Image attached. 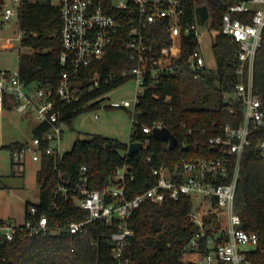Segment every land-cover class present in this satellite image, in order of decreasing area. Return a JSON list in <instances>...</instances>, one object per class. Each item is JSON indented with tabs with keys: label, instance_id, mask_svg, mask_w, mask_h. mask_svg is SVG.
Returning <instances> with one entry per match:
<instances>
[{
	"label": "built area",
	"instance_id": "obj_1",
	"mask_svg": "<svg viewBox=\"0 0 264 264\" xmlns=\"http://www.w3.org/2000/svg\"><path fill=\"white\" fill-rule=\"evenodd\" d=\"M26 1L29 0H3L4 20L19 15ZM49 2L58 8L61 19L59 61L64 69L55 89L26 85L18 69L0 70V110L10 109L20 116L31 117L36 122L34 129H39V133L33 129L29 141L8 148L14 163L40 162L44 156H54V168L57 167V160L63 154L62 105L79 100L99 85V72L94 70L87 75L85 70L100 60L116 39L128 50L133 63L122 71V76L133 78L136 84L131 112L144 91L153 88L161 77L187 72L200 79L212 70L201 47L200 24L195 13L192 22H183V0ZM158 21H165L171 41L166 56L155 55L157 42L148 33L149 26ZM182 33H191L197 40L184 63L179 61ZM221 33L239 48L232 95L242 104V121L238 126L226 123L216 128L208 139L213 156L152 167L154 183L132 197L128 183L134 180L135 173L126 164L99 188H91L87 167L83 165L74 184L58 182L54 190L55 195L70 199L76 208L85 212L82 220L50 224L48 217L35 204H30L21 223L0 217V238L11 241L39 233L76 234L94 220L113 223L117 230L111 234L112 264H128L129 257L124 250L133 235L127 225L133 211L147 200L158 203L166 198L179 200L186 196L192 204L188 216L195 229L182 253L184 264H264V236L242 229L241 219L234 210L241 156L250 144L251 135L264 129V103L253 81L254 60L264 33V0H244L230 5L221 18ZM24 35L19 30V45ZM6 41L10 43L11 39ZM108 106L126 109L131 107V102L113 100ZM155 127L163 125L156 122L144 127V134L151 135ZM141 143L140 149H145L149 140L146 138ZM258 148L264 152V138L259 140ZM150 160L148 156L147 161Z\"/></svg>",
	"mask_w": 264,
	"mask_h": 264
},
{
	"label": "trees",
	"instance_id": "obj_2",
	"mask_svg": "<svg viewBox=\"0 0 264 264\" xmlns=\"http://www.w3.org/2000/svg\"><path fill=\"white\" fill-rule=\"evenodd\" d=\"M241 1L244 0H183L184 23L193 21L196 7L206 5L208 8L215 69L200 79L187 72L164 76L153 88L144 91L134 111H129L133 117L129 142H142L147 138L149 144L145 149L129 157L127 143L93 134L87 139H75L70 150L57 160L56 168L54 156L41 159L36 174L39 202L35 205L48 217L50 224L84 218L85 212L76 208L70 199L54 194L58 182L74 184L83 165L87 167L91 188H99L126 164L135 173L134 180L128 183L132 197L154 183L152 167L214 155L208 139L215 134L216 128L226 123L238 126L242 121V104L232 95L237 80L239 48L221 33L223 13L230 5ZM2 2L0 0V4ZM18 26L25 33L19 46L29 49L18 54L17 69L21 79L31 87L53 91L64 69L59 61L61 19L58 8L49 0L26 1L20 7ZM148 33L157 42L155 55H168L171 41L165 21L151 24ZM196 44L193 34H181L180 62H186ZM132 64L128 50L116 39L106 54L85 70L87 75L94 70L99 72V85L79 100L63 104L61 121L71 127L77 114L98 108L105 94L130 78L122 76V71ZM253 74L256 93L264 103V33L255 56ZM97 97L98 100L91 101ZM156 122H161L175 135L178 143L174 149L168 148L167 141L144 134L143 128ZM34 130L39 133V129ZM262 138L264 129L254 132L241 156L234 210L241 219L242 229L264 236V152L258 148ZM17 143L0 148L8 149ZM148 156L150 161H147ZM29 205L26 203L25 212ZM191 206L186 196L179 200L166 198L158 203L142 202L127 221L133 230L124 250L129 257L128 264H184L182 253L195 229L188 216ZM115 230L117 227L113 223L94 220L83 232L76 234L39 233L11 241L0 238V264H112L111 234Z\"/></svg>",
	"mask_w": 264,
	"mask_h": 264
},
{
	"label": "rangeland",
	"instance_id": "obj_3",
	"mask_svg": "<svg viewBox=\"0 0 264 264\" xmlns=\"http://www.w3.org/2000/svg\"><path fill=\"white\" fill-rule=\"evenodd\" d=\"M119 2L121 0H114ZM201 47L210 68H215L212 53V33L208 31V21L198 25ZM18 15L10 20L3 18V2L0 4V70H15L18 68L17 57L19 52H28V48L19 46ZM11 39L8 43L6 40ZM133 78L105 94L98 108H92L77 114L72 121V126L63 125V139L61 152L70 150L75 139H87L93 134L103 135L123 143L129 142L132 122L129 111L133 109L136 97V86ZM128 100L129 108H111V101ZM0 117V146L8 145L10 137H19L25 141L31 138L30 126L35 123L33 118L21 120L13 111ZM95 115L98 118H95ZM2 122V123H1ZM3 124V126H2ZM14 124V125H13ZM14 127V128H13ZM16 127V129H15ZM39 162L27 160L24 164L14 163L9 150L0 148V217L13 219L16 223L24 220L26 203L39 202L40 186L36 180Z\"/></svg>",
	"mask_w": 264,
	"mask_h": 264
},
{
	"label": "water",
	"instance_id": "obj_4",
	"mask_svg": "<svg viewBox=\"0 0 264 264\" xmlns=\"http://www.w3.org/2000/svg\"><path fill=\"white\" fill-rule=\"evenodd\" d=\"M195 15H196L197 22L200 25H203L205 23V21H207L209 18V12H208L207 6L201 5V6L196 7L195 8ZM152 136L159 141H167L168 148L171 150L177 146V143H178L177 138L166 127H161V128L155 127V128H153ZM106 146L109 147V144H107ZM141 147H142L141 142H133V141L128 142L126 155L129 157L134 156Z\"/></svg>",
	"mask_w": 264,
	"mask_h": 264
},
{
	"label": "crops",
	"instance_id": "obj_5",
	"mask_svg": "<svg viewBox=\"0 0 264 264\" xmlns=\"http://www.w3.org/2000/svg\"><path fill=\"white\" fill-rule=\"evenodd\" d=\"M18 58V57H17ZM8 111H11L10 109H7V110H0V117H1V121H2V119H4L6 116V114L5 113H8ZM19 116V115H18ZM20 118H21V120H23V121H26L28 118H31V117H28V116H19ZM2 123V122H1ZM14 125V124H13ZM2 126H3V124H2ZM34 127H36V122L34 123V124H32V126H30V130H31V133H32V131H33V129H34ZM14 128V127H13ZM15 129H16V127H15ZM20 135H18V136H16V137H10V141H9V144H11V143H14V142H22V141H25V140H23V139H21L20 137H19ZM0 138H1V136H0ZM3 146V145H2Z\"/></svg>",
	"mask_w": 264,
	"mask_h": 264
}]
</instances>
